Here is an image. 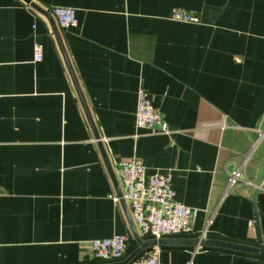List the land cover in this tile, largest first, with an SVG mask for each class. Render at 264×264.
Instances as JSON below:
<instances>
[{"label":"crops","instance_id":"0c3cea01","mask_svg":"<svg viewBox=\"0 0 264 264\" xmlns=\"http://www.w3.org/2000/svg\"><path fill=\"white\" fill-rule=\"evenodd\" d=\"M52 7L77 26L59 28ZM141 89L168 134L136 127ZM263 128L264 0H0V264H99L96 239L129 236V256L135 234L149 241L119 197L132 158L171 173L176 201L198 211L189 235L165 240H199L211 221L206 239L264 248ZM244 162L253 185L226 191ZM160 247V264H264Z\"/></svg>","mask_w":264,"mask_h":264},{"label":"built area","instance_id":"2783aa9c","mask_svg":"<svg viewBox=\"0 0 264 264\" xmlns=\"http://www.w3.org/2000/svg\"><path fill=\"white\" fill-rule=\"evenodd\" d=\"M56 24L61 29L77 26L76 11L66 7H52L50 9ZM173 21L199 24L197 14L176 9L171 13ZM43 59V47L34 45V61ZM137 109L135 114L136 127L139 129H154L160 134H168V124L164 115L155 109L146 91H138ZM264 141V128L258 132L252 151ZM249 154L246 155L245 162ZM239 165L229 176L226 191L239 184L252 186L245 179L244 166ZM118 176L122 185L121 198L130 205L131 217L140 236L149 240H161L169 237H183L192 232L193 223L198 211L176 201L171 173H149L147 167L137 158L122 160L118 163ZM116 200L118 198L116 197ZM207 226L200 233L199 241L208 234ZM130 237L119 235L106 239H96L91 242L92 260L99 264H120L129 257L128 244ZM199 249V246H197ZM161 247H151L137 255L127 264H160Z\"/></svg>","mask_w":264,"mask_h":264},{"label":"water","instance_id":"95a60500","mask_svg":"<svg viewBox=\"0 0 264 264\" xmlns=\"http://www.w3.org/2000/svg\"><path fill=\"white\" fill-rule=\"evenodd\" d=\"M97 138V135H96ZM119 197L121 198V194L119 192ZM136 241L139 245V248L132 253L123 263L120 264H127L129 263L132 259H134L140 252L143 250L156 246V245H167V244H172V245H195V246H202V247H211V248H219V249H224V250H229V251H235V252H241V253H246V254H251V255H258V256H263L264 257V248H252V247H247L243 245H237L233 243H228L224 241H215V240H209V239H204V240H176V241H171V240H149V241H142L140 238L135 234Z\"/></svg>","mask_w":264,"mask_h":264}]
</instances>
